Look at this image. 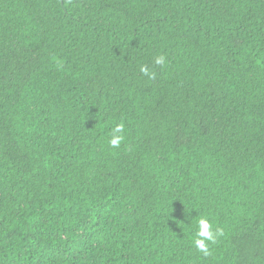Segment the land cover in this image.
<instances>
[{
  "label": "trees",
  "instance_id": "1",
  "mask_svg": "<svg viewBox=\"0 0 264 264\" xmlns=\"http://www.w3.org/2000/svg\"><path fill=\"white\" fill-rule=\"evenodd\" d=\"M0 264H264V0H0Z\"/></svg>",
  "mask_w": 264,
  "mask_h": 264
},
{
  "label": "clouds",
  "instance_id": "2",
  "mask_svg": "<svg viewBox=\"0 0 264 264\" xmlns=\"http://www.w3.org/2000/svg\"><path fill=\"white\" fill-rule=\"evenodd\" d=\"M154 64L163 67L167 66V58L164 55H158L154 58ZM140 72L147 76L149 79H154L156 73L152 71L147 65L140 66ZM125 131L124 123H118L111 129V138L108 140V145L111 149H117L121 146L125 137L123 135ZM195 233L192 237V245L195 249L202 253L203 256L207 257L211 255V245H214L218 238L223 236V229L220 227H214L210 219L206 216H200V218L195 221L194 225Z\"/></svg>",
  "mask_w": 264,
  "mask_h": 264
}]
</instances>
